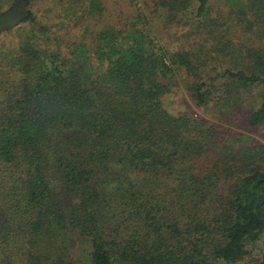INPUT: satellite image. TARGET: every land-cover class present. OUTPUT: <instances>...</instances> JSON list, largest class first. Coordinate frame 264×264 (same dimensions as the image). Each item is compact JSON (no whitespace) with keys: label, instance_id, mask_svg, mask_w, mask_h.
<instances>
[{"label":"trees","instance_id":"obj_1","mask_svg":"<svg viewBox=\"0 0 264 264\" xmlns=\"http://www.w3.org/2000/svg\"><path fill=\"white\" fill-rule=\"evenodd\" d=\"M191 1L208 46L168 63L146 21L103 25L90 49L19 46L0 88V264H235L264 238V143L162 103L180 70L196 105L243 108L264 140V0L227 19L209 0L159 3L172 22ZM34 19L26 0L14 23Z\"/></svg>","mask_w":264,"mask_h":264},{"label":"rangeland","instance_id":"obj_2","mask_svg":"<svg viewBox=\"0 0 264 264\" xmlns=\"http://www.w3.org/2000/svg\"><path fill=\"white\" fill-rule=\"evenodd\" d=\"M13 2L14 0H0V13H6ZM234 3V0H209L208 16L216 17L221 14L227 19L231 17L230 11H234ZM27 4L34 15L33 22L14 23L18 13H10L6 20L0 22V88L8 78L18 75L16 64L13 63L21 44L38 42L54 51L58 43L63 53L66 51L64 46L76 43L90 49L92 36L106 24L122 27L133 23L140 27V23L146 21L150 39L161 53L166 54L164 58L167 63L168 55L174 52L199 44L208 46L201 32L194 30L202 21L194 15V1L180 10L172 22L167 21L166 9L159 0H27ZM189 81L180 70L170 80V91L162 97L163 106L170 113L189 115L201 119L207 125H213L233 145L264 143L261 137L263 127H248L244 121L243 108L222 118L212 105H196L188 90ZM244 93L249 102L257 97L256 92L248 94L246 90ZM263 250L264 238L261 237L258 243L250 247L249 254L235 264H248ZM76 252L82 258L86 248H76Z\"/></svg>","mask_w":264,"mask_h":264},{"label":"water","instance_id":"obj_3","mask_svg":"<svg viewBox=\"0 0 264 264\" xmlns=\"http://www.w3.org/2000/svg\"><path fill=\"white\" fill-rule=\"evenodd\" d=\"M25 2H26V0H16L15 5L12 8V10L4 13V15L0 18V22H3L4 20H6L10 16V13H18L19 14L20 13L19 7L21 5H23V3H25Z\"/></svg>","mask_w":264,"mask_h":264}]
</instances>
